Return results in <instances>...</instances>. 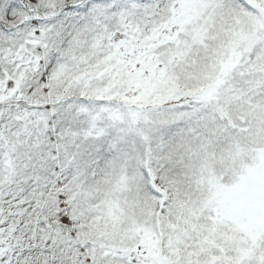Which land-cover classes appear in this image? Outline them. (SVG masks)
Wrapping results in <instances>:
<instances>
[{
	"label": "snow or ice",
	"instance_id": "1",
	"mask_svg": "<svg viewBox=\"0 0 264 264\" xmlns=\"http://www.w3.org/2000/svg\"><path fill=\"white\" fill-rule=\"evenodd\" d=\"M0 264H264V0H0Z\"/></svg>",
	"mask_w": 264,
	"mask_h": 264
}]
</instances>
